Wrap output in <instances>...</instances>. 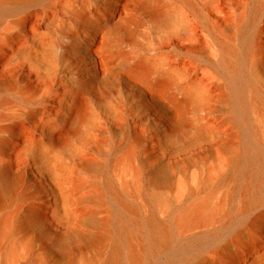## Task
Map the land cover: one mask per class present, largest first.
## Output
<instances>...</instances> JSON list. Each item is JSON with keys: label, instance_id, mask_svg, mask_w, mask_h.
<instances>
[{"label": "rangeland", "instance_id": "obj_1", "mask_svg": "<svg viewBox=\"0 0 264 264\" xmlns=\"http://www.w3.org/2000/svg\"><path fill=\"white\" fill-rule=\"evenodd\" d=\"M172 1L182 14L161 25L150 19L143 8L144 0L124 4L121 18L114 25L121 28L118 33H122V28L129 29L128 32L134 29V43L128 36L124 42L119 40L113 28L106 32L95 28L90 42L92 50H98L100 57L108 60L106 67L120 70L121 55L129 50L143 58L162 59L163 69L172 78L168 95L175 99L192 96L184 114L188 125L173 122L177 108L167 95H160L159 99L166 103L169 115L162 107L148 104L143 96L130 93L124 87L120 94H111L109 100L119 117L106 113V104L96 103L93 116L98 119H90L81 130L86 129L89 136L82 137L80 132L69 137L68 144L49 143V137L63 128L62 122L53 125L54 118L47 112L49 101L54 97L67 103L61 93L63 90L56 94V89L62 85L48 89L47 85L40 87L38 81L31 79L33 91L30 92L26 87L27 79L22 78L18 70H26L27 66L20 61L12 65L7 61L12 47L23 40L29 42L32 37L47 35V29L41 22L31 23L28 17L21 18L24 14H6L0 19V83L3 84L0 96L14 95L0 102V167L12 176L32 177L29 181L22 180L15 194L4 200V212L21 224L31 208L41 206L50 228L63 241L76 246L73 253L78 264H83L86 256L102 258L104 255V251L98 254L94 244L87 246L78 236L80 233L96 236L102 230L87 214L100 219L111 212L108 199L103 203L91 199L98 188L105 193L106 173L85 167L86 158L97 160L102 168L107 166L113 183L123 189L126 198L141 213L146 214L147 209L153 207L156 217L166 220L176 231L178 251L173 247L161 249L150 264H195V253L210 264H252L264 259V217L260 224L249 225L264 209V199L249 206L242 216L231 219L225 216L230 205L238 207L241 190L236 187L234 198L228 201V185L219 179L227 170L230 153L241 144L243 137L235 120L223 70L217 65L219 42L231 40L235 48L233 59L238 60L239 72L248 79L244 94L249 118L264 151V0H259L257 15L246 31L245 48L240 47L237 34L249 20L251 0H191L195 11L187 9L181 0ZM134 19H139L138 23L135 24ZM76 23L78 20L70 19L59 8L54 23L58 33L68 28L82 31ZM32 32L36 35L32 36ZM59 34L60 40L66 42L63 33ZM56 53L57 77L63 76L64 84L71 85L68 90L73 91L70 76L75 71L81 73L88 62L71 64L63 58L62 51ZM107 72L103 68L98 77L103 79ZM10 76L13 86L7 90L4 87ZM20 89H23V98L18 96ZM31 116L36 118L35 123ZM42 117L46 120L44 128L39 126ZM127 117L132 120L128 121ZM14 125L26 129L16 131L10 139L9 132ZM27 132L33 133L29 143L24 141ZM6 141L8 145L3 147ZM38 146L47 147V158L51 162L58 158L56 169L40 162L32 163L38 158L32 150ZM151 173L164 178L158 190L168 204L147 202L144 192L138 193V189L149 187ZM46 198L48 203L44 202ZM54 219L59 223H52ZM209 230L213 232L210 237L206 235ZM25 233V236L17 233L13 237L19 262L29 259L26 241H31L32 251L49 245L34 226ZM52 251L60 255L56 247ZM47 258L49 264L59 260Z\"/></svg>", "mask_w": 264, "mask_h": 264}, {"label": "bare ground", "instance_id": "obj_2", "mask_svg": "<svg viewBox=\"0 0 264 264\" xmlns=\"http://www.w3.org/2000/svg\"><path fill=\"white\" fill-rule=\"evenodd\" d=\"M129 1L131 0H0V19L6 14H24L21 18L28 17L31 23L41 22L47 29V35L43 37H32L29 42L23 40L17 43L15 47L9 50L7 61L10 65L20 61V63L27 66L26 70L25 68L18 70L21 71V77L27 79L26 87L30 92L33 91L31 79L35 83L38 81L40 87L47 85L48 89L55 88L56 84L62 85V87L56 89V94L63 90L61 93L66 98L67 103L54 97L49 101L50 109L47 112L50 113V118L51 116L54 118L53 125L54 122H62L63 128L62 131H57V134L54 133L49 137V143L68 144L69 137L77 136L90 119L97 120L98 117L93 116L95 114L93 111L97 106L96 103L106 104L107 108L104 111L118 118L119 112L113 108L109 100L111 94H120L124 87H127L130 93L135 92L136 95L143 96L144 101L148 104L162 107L165 114L169 115L171 113L166 107V103L159 99L160 95H167L176 104L177 108V111L173 114L175 115L173 122L175 121V124L178 125H188L184 114L190 106L192 96L175 99L168 95L172 78L169 72L163 69L162 59L143 58L137 55L134 50H129L121 55L119 61L121 68L119 70L106 67L108 60L106 58L102 59L98 50H92L90 38L94 37L95 28L101 30L98 32H106L111 28L116 30L117 33L121 31V28L116 27L114 24L121 18V8ZM181 1L187 9L196 10L191 0ZM59 8L64 10L70 19L78 20L76 24L82 28V31L68 28L64 32H59L67 38L64 43L60 40V34L55 30L54 24ZM143 8L149 14L150 19L160 25L167 24L178 14H182L172 0H144ZM250 9L246 27H243L237 34L242 48H245L247 44L245 34L257 15L259 0H251ZM134 21L136 24L139 19H134ZM122 30V33H118V39L123 41L128 36L134 43L135 30L133 29L131 32H128L129 29H126V31L122 28ZM35 35L36 33L32 32V36ZM219 44L220 57L217 65L223 70L224 83L227 85L228 94L236 113L235 120L243 137L241 144L236 146L230 153L227 170L219 179L228 185L226 200L232 201L236 187L241 190V200L238 207L234 208V205H230L225 211L226 219L228 217L231 219L242 216L241 214L245 213L249 206L259 204L260 200L264 199V151L249 118L244 94V87L248 85L247 76L239 72L238 66H240V63H238V60L233 59L235 48L231 40H221ZM56 51H62L63 58L71 64L88 62L85 63V68L82 69L81 73L75 71L74 75L70 76L73 91L68 90L71 85L64 84L63 76L57 77L59 67L54 64L58 57ZM103 68L108 72L105 73L103 79H100L98 75ZM1 86H3L2 83H0ZM12 86L13 81L10 76L4 88L10 90ZM22 91L23 89H20L18 93L21 98L24 97ZM10 95L14 97L12 94L1 95L0 102L7 100ZM154 114L155 112L152 111V115ZM45 117L47 118V113ZM30 118L32 122H36L35 117L31 116ZM127 119L128 121L132 120L129 117ZM43 125H46L44 117L39 121V126L42 127ZM139 125L143 126V123H139ZM24 129L26 128L14 125L9 132L10 139L14 138L16 131ZM32 134V132H27L24 135L26 143L32 141ZM88 134L85 129L79 135L86 137ZM232 134H235V132H232ZM6 145H8V141L2 143L3 147ZM34 150H38L39 153ZM32 151L38 157L32 162L33 164L40 162L43 166L57 168L59 160L55 157V160L51 162L47 158L46 146H38ZM84 166L95 172H101L102 170L106 173L105 193L98 188L91 199L97 203H103L105 199H108L111 203V212L100 219L94 218L92 213L87 214L88 218L102 230L96 236H88L85 233H80L78 236L87 246H90L89 243L94 244L98 254L104 251V255L102 258L91 255L86 256L83 264H150L152 258L161 249L173 247L175 251H178V246L175 244L176 231L166 220L156 217L153 207H149L146 214L141 213L138 207L126 198L123 189H119L113 183L108 174V167L102 168L97 160L86 158ZM35 169L38 170V173L41 172L38 167H35ZM44 169L48 170L47 168ZM31 179V176L22 174L17 177L12 176L7 169L0 167V264H49L47 257L59 259L51 264H78L75 262L73 253L76 246L63 241L58 233L50 228V225L45 221L41 206L31 208L21 224H17L15 217L4 212V200L15 194L17 185L22 180L29 181ZM163 182V177H159L157 173H151L149 187L138 189V193L143 194L144 192L147 202L168 204V200L161 196L158 190V186ZM44 202L48 203L49 199H44ZM205 208H207L206 205ZM188 213L190 214V211ZM188 213L184 214L183 217L186 218ZM261 217H264V209L249 221V225L260 224L262 222ZM51 222L57 223L58 221L54 219ZM30 226H34L36 231L47 239L49 245L46 247L40 246L32 251L31 241H26L25 250L29 259L19 262L13 237L17 233L25 236V232L28 231ZM206 235L210 237L213 232L209 230ZM5 240L8 242L4 243ZM224 245L226 246L225 243ZM51 247L59 249L60 255H55ZM103 248L105 249L102 250ZM96 251H94V254L98 255ZM232 256V258L235 257L234 253ZM194 261L195 264H210L209 261L203 260L196 253L194 254ZM252 264H264V259L254 261Z\"/></svg>", "mask_w": 264, "mask_h": 264}]
</instances>
